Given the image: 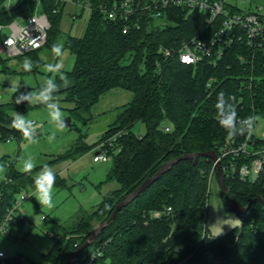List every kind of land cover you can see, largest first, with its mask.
Returning a JSON list of instances; mask_svg holds the SVG:
<instances>
[{"label": "trees", "instance_id": "16d2710c", "mask_svg": "<svg viewBox=\"0 0 264 264\" xmlns=\"http://www.w3.org/2000/svg\"><path fill=\"white\" fill-rule=\"evenodd\" d=\"M76 1L90 6V17L84 36H67L64 44V50L76 57L73 71L66 75L67 80H73V86L57 93L62 101L74 106L69 115L87 121L83 114L91 113L101 97L115 89L133 93V100L121 109L99 142L123 133L110 148L112 167L107 175V181L117 182L119 189L104 195L100 205L72 231L59 236L60 227L53 226L50 233L55 243L45 256L49 264H69L96 224L109 220L116 206L154 177L164 164L211 151L221 155L228 140L240 144L249 138L264 145V140L254 133L228 137L215 107L222 92L226 98H234L239 118L255 115L264 120V43L262 47H250L237 42L215 64L208 59L186 65L177 58H165L161 50L177 48L195 36L213 35L224 18L209 24L204 13L170 8L164 17L165 25L145 17L139 30L124 34V22L110 20L102 10L119 0ZM6 2L0 0V26L28 18L37 6L33 1H19L7 10ZM63 6L57 0H42L41 11L51 22L46 48H52L58 38ZM41 50L17 59H30L36 66L35 62L40 61L33 55L39 56ZM7 61L0 55V62ZM4 107L0 105V141H23L22 133L11 126L13 116ZM138 122L146 127L143 136L133 132ZM164 122L171 127L170 132L162 128ZM75 145L76 150H68L64 160L75 161L78 154L80 158L93 150L79 142ZM7 162L11 167L7 180L0 182V219L14 205L17 195L36 189L35 170L21 173L15 169V162L0 159V165ZM243 164V159L229 158L221 162V167L229 196L247 206L252 199L264 200V172L253 183L242 181L235 170ZM213 167L214 162L203 156L196 162L181 161L125 207L95 242L110 241L106 250L110 264H180L184 260L186 264H264V205L260 200L242 218L237 230L212 238L206 214ZM55 184L66 186L59 176ZM223 201L231 211L224 192ZM168 208L172 211L164 212ZM154 212L164 213L154 218ZM21 259L10 258L6 264H23Z\"/></svg>", "mask_w": 264, "mask_h": 264}, {"label": "rangeland", "instance_id": "374dc122", "mask_svg": "<svg viewBox=\"0 0 264 264\" xmlns=\"http://www.w3.org/2000/svg\"><path fill=\"white\" fill-rule=\"evenodd\" d=\"M61 1L64 6L60 31L52 45L61 41L65 44L67 36L83 37L90 17V10L85 7V4H78L76 0ZM156 23L165 25L167 20L158 19ZM10 35L9 28L0 32V47ZM0 55L2 59H8L5 55L1 53ZM33 56L40 63L35 62L36 66L33 64L31 71L24 68L25 61L30 59L25 61L9 59L5 64L0 62V105H6L4 109L11 116L18 112L25 115L27 119L36 122L37 125L34 128L39 136L37 137L38 143L30 144L25 139L23 141H0V159L6 157L15 162V169L24 173L22 170L24 159L32 156L37 165L33 169L36 171L35 177L38 176L41 167L46 164L55 172L56 176L60 174L59 177L65 180L66 186L60 187L59 184H55L53 188L54 207L52 208L39 204L34 197L36 189H28L17 195L18 200L22 195L28 198L19 214L32 222L33 227L30 229L12 227L10 236L0 237V252H4L7 258L20 256L28 264H49V260L45 256L49 254L55 243L50 231L55 227H60L59 236L64 234V231H72L82 218L87 217L100 205L104 195L120 187L117 182L107 181V175L112 167V159L107 163H95L93 158L96 152L95 148L98 144L103 143H99L101 138L115 122L121 109L133 100V93L122 89L109 91L101 97L100 102L93 107L91 113L83 114V118L87 121L72 118L70 127L64 128L62 131L58 130L50 122L47 108L42 105H28L26 102L16 104L15 100L19 93L38 89L49 77L55 78L59 85L64 84L61 74L48 73L44 65L61 63L63 65L62 75L66 76L73 71L76 57L68 50H64L63 56L57 57L52 48L46 47L39 51V56L38 54ZM30 61L32 62V60ZM18 86L19 91L13 93L12 89ZM57 97L66 119L70 116L69 110L74 106L62 101L60 94H57ZM133 132L138 136H143L146 133V127L143 123L138 122L133 128ZM253 133L256 137L264 140L263 119H257ZM52 134H55V139L49 140V136ZM77 142L82 146L91 147L93 150L80 158L78 154L75 161L71 158L64 160L68 150H76ZM0 166H3L0 170V182H2L7 177L8 170L6 166ZM255 177L253 170L250 182H255L253 180ZM42 215L48 216V220L42 221L40 219ZM230 217L238 219L241 223L234 220L224 221ZM224 223L234 224L235 227L225 224L223 234L227 231L237 230L242 225V218L225 207L223 190L218 177L214 174L208 191L206 225L214 235ZM53 226L55 227L53 228ZM98 226L100 224H96V228Z\"/></svg>", "mask_w": 264, "mask_h": 264}, {"label": "built area", "instance_id": "2783aa9c", "mask_svg": "<svg viewBox=\"0 0 264 264\" xmlns=\"http://www.w3.org/2000/svg\"><path fill=\"white\" fill-rule=\"evenodd\" d=\"M19 1H33L37 3V6L28 18L0 26V32L6 28L11 30V35L0 47V53L8 59H17L43 49L47 44L48 32L51 29L49 16L41 11L42 0H7L6 9L10 10ZM57 1L62 3L61 0ZM76 3L81 4L79 1ZM85 7L90 10L89 5L85 4ZM170 8H181L190 14L204 13L209 24H214L219 18H224V21L213 35L195 36L182 42L177 48L162 49L161 52L165 58H177L186 65H196L208 59L215 64L237 42L245 43L250 47H262L264 43V0H119L110 8L102 7V10L110 20L124 22L123 33L128 34L131 30H139L145 17H151L154 20L163 19ZM33 124L34 127L37 125L35 121ZM162 128L165 132L171 131L167 122L163 123ZM35 134L39 137L36 130ZM122 134V132L114 134L105 142L98 144L93 161L95 163L111 161L110 148ZM11 140L12 138H9L8 142ZM218 158L220 162L229 158L245 160V164L235 170L237 177L242 181H248L254 170L256 177L253 180H257L264 170V145H259L255 139L249 138L240 144L228 140ZM4 166L9 170L11 163L7 162ZM215 169L216 164L211 171L210 182ZM27 200L28 198L22 195L0 219V237L10 236L12 227H26L27 229L33 227L32 222L19 214ZM171 211L172 209L168 208L164 212ZM164 212H154L153 217L159 218ZM40 219L46 221L48 216L42 215ZM50 234L53 237V234ZM95 242L86 249L87 252L81 253L76 258L74 264H110V260L106 258V250L110 241L100 240L96 244ZM75 247L78 248V244ZM0 253H2L0 264H6L10 258H7L4 252ZM21 260L23 264H28L23 258ZM186 263L187 260H184L180 264Z\"/></svg>", "mask_w": 264, "mask_h": 264}, {"label": "clouds", "instance_id": "9594fccd", "mask_svg": "<svg viewBox=\"0 0 264 264\" xmlns=\"http://www.w3.org/2000/svg\"><path fill=\"white\" fill-rule=\"evenodd\" d=\"M52 51L57 56H63L64 43H54L52 45ZM24 68L27 71H31L33 68L32 62L25 61ZM44 68L48 73L61 74L64 86H67L68 81L66 76L62 75L63 65L61 63H48L44 65ZM60 85L56 82L55 78H46L43 84L35 91L31 90L26 93H19L17 95L15 103H27L28 105H43L48 110L50 122L58 130H63L66 127L65 117L63 115L57 93ZM13 93L19 91V86L12 89ZM234 98H226L224 93H220L217 97V103L215 105L217 110V117L220 126L225 130L228 137L235 138L237 136L248 135L251 136L257 121L255 115H249L244 118H239L233 104ZM11 126L22 133L23 138L30 144L38 143L37 136L35 134V128L33 121L26 118L25 115L16 112L11 120ZM55 139V134L49 136V140ZM35 159L32 156L24 159L22 170L26 173H30L36 168ZM3 166H0L2 170ZM56 182L55 172L48 166L43 165L40 169L38 176L35 178L36 191L34 197L43 207H54L53 201V188ZM227 220H234L241 223L238 219L228 218ZM227 224L229 227H235L234 224L224 223L220 226L219 231L216 232L212 238H216L223 234V226ZM211 239V238H210ZM2 255V253H0Z\"/></svg>", "mask_w": 264, "mask_h": 264}, {"label": "water", "instance_id": "95a60500", "mask_svg": "<svg viewBox=\"0 0 264 264\" xmlns=\"http://www.w3.org/2000/svg\"><path fill=\"white\" fill-rule=\"evenodd\" d=\"M66 127L68 128L72 125V117L69 116L65 119ZM206 157L211 159L214 163H216L217 166V177L219 184L225 194V199L229 204V207L232 212H234L236 215L240 216L241 218H245L249 211L251 210L253 204L258 200L262 202L264 205V200H261L260 198L252 199L247 206H244L240 202L233 200L228 193V187L225 183L224 179V173L223 169L221 167V163L219 161L218 155L211 151L206 152L203 154H196V155H186L182 156L180 158L174 159L163 166L159 168L156 175L152 178L147 179L134 193L129 195L126 199L122 200L113 211L111 217L109 220H107L105 223L101 224L97 228L94 229L92 232V235L90 238L82 245L80 246L72 255L69 264H74L76 258L83 253L86 249H88L96 240L97 238L104 232V230L109 226V224L116 220L118 214L128 205H130L132 202H134L142 193H144L151 185H153L162 175H164L167 171H169L172 167H174L176 164H178L181 161L185 160H194L195 162L199 159V157Z\"/></svg>", "mask_w": 264, "mask_h": 264}, {"label": "crops", "instance_id": "0c3cea01", "mask_svg": "<svg viewBox=\"0 0 264 264\" xmlns=\"http://www.w3.org/2000/svg\"><path fill=\"white\" fill-rule=\"evenodd\" d=\"M68 81V84H67V86H64V84H60V88H59V91H62V90H64V89H66V88H69V87H71V86H73V84H74V82H73V80H67ZM58 91V92H59ZM57 176H60V174H58ZM23 207V206H22ZM230 231H227L226 233H229ZM226 233H224V234H222V235H225ZM222 235H220V236H222Z\"/></svg>", "mask_w": 264, "mask_h": 264}]
</instances>
